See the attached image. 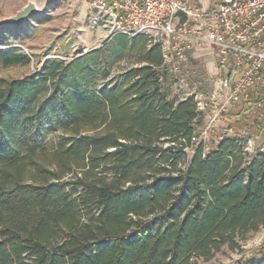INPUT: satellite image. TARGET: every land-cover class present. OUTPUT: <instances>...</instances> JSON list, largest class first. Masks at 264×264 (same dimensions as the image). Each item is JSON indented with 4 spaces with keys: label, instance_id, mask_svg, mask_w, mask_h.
I'll use <instances>...</instances> for the list:
<instances>
[{
    "label": "trees",
    "instance_id": "16d2710c",
    "mask_svg": "<svg viewBox=\"0 0 264 264\" xmlns=\"http://www.w3.org/2000/svg\"><path fill=\"white\" fill-rule=\"evenodd\" d=\"M134 42L0 79V264H197L264 227V153L236 136L206 151L161 48ZM0 47L1 66L30 64ZM59 126L52 152L38 145Z\"/></svg>",
    "mask_w": 264,
    "mask_h": 264
},
{
    "label": "built area",
    "instance_id": "2783aa9c",
    "mask_svg": "<svg viewBox=\"0 0 264 264\" xmlns=\"http://www.w3.org/2000/svg\"><path fill=\"white\" fill-rule=\"evenodd\" d=\"M90 9V26L101 22L108 38L143 36L148 47L161 48L164 66L174 73L196 50L214 53L211 122L231 107L244 113L264 104V0H219L214 7H202L197 0H92ZM197 95L179 99L192 97L201 112L205 104ZM239 144L249 153L245 138ZM257 152L264 153V147Z\"/></svg>",
    "mask_w": 264,
    "mask_h": 264
},
{
    "label": "rangeland",
    "instance_id": "374dc122",
    "mask_svg": "<svg viewBox=\"0 0 264 264\" xmlns=\"http://www.w3.org/2000/svg\"><path fill=\"white\" fill-rule=\"evenodd\" d=\"M29 1L37 4L39 12L19 24L0 28V42L10 44V47L19 48L29 54L31 62L25 66L0 65V79L23 81L34 72H38L46 60H58L67 64L83 53L84 49L91 50L101 46L98 44L101 41L98 32L92 30L86 22H83V18L79 17L81 11L87 10L91 0H0V19L13 16ZM210 1L211 5L214 4L213 0ZM132 41L134 42L135 39ZM136 44H145V38L142 37V41L140 43L137 41ZM125 65L126 62L121 63V66ZM165 69L172 76V96L181 98L187 93L195 92L198 94V101L205 104V109L201 111L203 120L197 129L196 140L204 142L206 151L214 148L227 136L245 138L250 154L264 147V104L244 113L237 107H231L221 113L215 122L210 121L213 112L209 104V96L217 82L214 53L207 49L196 50L187 56V62L177 73L170 71L166 66ZM48 93L61 95L51 90ZM64 135L66 133L61 126L48 130L47 135L38 145L52 152ZM187 154L190 156L192 150H187ZM46 164L49 169H54L53 165L50 166L47 162ZM69 176H65L62 180H68ZM238 243L239 248L231 249L223 245L207 259L195 258L196 262L197 264L244 263L264 251V227L247 233L244 239L238 240Z\"/></svg>",
    "mask_w": 264,
    "mask_h": 264
},
{
    "label": "crops",
    "instance_id": "0c3cea01",
    "mask_svg": "<svg viewBox=\"0 0 264 264\" xmlns=\"http://www.w3.org/2000/svg\"><path fill=\"white\" fill-rule=\"evenodd\" d=\"M197 1L199 2V4L202 7H214L219 2V0H213L214 4L211 5L210 0H197ZM91 3H92V0L90 1V5L87 8V10L80 12L79 17H82L83 22H86L92 30H94L95 32H98V37L101 39V41H99L98 44H112V42H114L115 35L108 38V29L106 27H104L101 22H100L99 26H97V27L90 26L89 20L93 16V12L90 9ZM116 35H120V34H116ZM129 39H130V44H131L133 42L132 39H134V38H129ZM85 44H87V43H85ZM94 49H97V48H94ZM94 49H91V50H94Z\"/></svg>",
    "mask_w": 264,
    "mask_h": 264
},
{
    "label": "water",
    "instance_id": "95a60500",
    "mask_svg": "<svg viewBox=\"0 0 264 264\" xmlns=\"http://www.w3.org/2000/svg\"><path fill=\"white\" fill-rule=\"evenodd\" d=\"M39 12V8L35 2L29 1L25 6L20 8L13 16L0 19V25L19 24L28 20L31 16Z\"/></svg>",
    "mask_w": 264,
    "mask_h": 264
}]
</instances>
